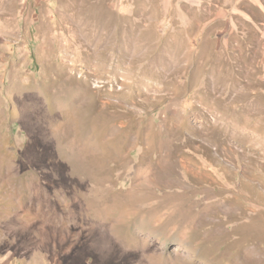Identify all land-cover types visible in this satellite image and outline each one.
<instances>
[{
  "label": "rangeland",
  "instance_id": "374dc122",
  "mask_svg": "<svg viewBox=\"0 0 264 264\" xmlns=\"http://www.w3.org/2000/svg\"><path fill=\"white\" fill-rule=\"evenodd\" d=\"M0 264H264V0H0Z\"/></svg>",
  "mask_w": 264,
  "mask_h": 264
},
{
  "label": "bare ground",
  "instance_id": "6f19581e",
  "mask_svg": "<svg viewBox=\"0 0 264 264\" xmlns=\"http://www.w3.org/2000/svg\"><path fill=\"white\" fill-rule=\"evenodd\" d=\"M83 100H84V99H83ZM84 103H85V102H84ZM89 104H90V103H89ZM85 110L87 111V109H86V108H85ZM85 122H87V123H88V122H89V119H88L87 121H85ZM83 126H85V125H83ZM88 131H89V130H88ZM90 131H91V130H90Z\"/></svg>",
  "mask_w": 264,
  "mask_h": 264
}]
</instances>
